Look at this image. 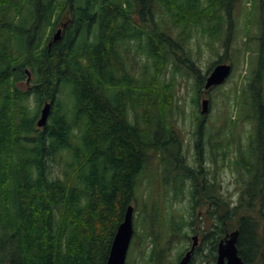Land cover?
Returning a JSON list of instances; mask_svg holds the SVG:
<instances>
[{
	"label": "trees",
	"instance_id": "obj_1",
	"mask_svg": "<svg viewBox=\"0 0 264 264\" xmlns=\"http://www.w3.org/2000/svg\"><path fill=\"white\" fill-rule=\"evenodd\" d=\"M237 2L0 0V22L6 23L0 24V264H106L132 204L144 206V222L135 219V226L145 229L140 243L151 241L152 249L141 260L130 253L129 264H164L165 250L158 251L155 237L160 233L155 232L160 223L167 226L170 240L182 233L183 218L174 220L168 205L184 201L188 182L206 180L211 196L230 204L224 193H214L221 184L218 157L239 175L240 198L232 213L236 221L249 222L241 225L240 236L244 242L253 238L255 254L260 253L264 176L258 159L252 161L250 149L241 145L234 155L224 129L216 131L220 138L208 137L206 120L198 114V150L208 146L222 153L213 160L211 176L206 170L207 177L200 171L204 165L191 168L181 162L184 136L167 118L175 105V78L168 84L161 80L172 65L174 77L185 73L203 89L206 76L193 62L188 43L199 30L211 36L226 22L231 30ZM260 3L264 18V0ZM69 9L71 23L49 47L47 31L56 28L55 16ZM21 18L32 24L25 34L28 41L7 25ZM35 28L42 31L37 39ZM129 52L147 57L139 76L126 61ZM27 68L33 81L19 89L16 83L26 78ZM252 97L248 104L257 123L249 140L258 142L264 140V97L260 92ZM47 101L52 107L41 129L37 121ZM158 114L161 120L153 121ZM153 162L163 170L162 185L171 191L157 196L151 191L143 199L139 181ZM222 205L225 211L227 205ZM161 206L168 213L157 222L154 213L158 216Z\"/></svg>",
	"mask_w": 264,
	"mask_h": 264
},
{
	"label": "rangeland",
	"instance_id": "obj_2",
	"mask_svg": "<svg viewBox=\"0 0 264 264\" xmlns=\"http://www.w3.org/2000/svg\"><path fill=\"white\" fill-rule=\"evenodd\" d=\"M261 0H238L235 9L233 10L234 27L230 30L229 24L226 22L225 29L221 31H215L211 36H202L200 30L196 31L193 39L188 43L187 50L192 55V60L201 69L202 74L206 78L211 73V67L215 62L220 61V57H223L224 62H228L233 65V71L230 78L221 86L215 87L214 90L206 95V98H210V105L208 115L206 116V122L204 123L207 129V136L213 135L216 131L225 130V135L229 141L233 138L240 139L242 142H246L248 131L255 127L253 117H251L252 111L248 102H253L252 95L262 93L264 97V18L261 11ZM26 16H29L26 13ZM262 17V18H261ZM28 22L27 19L21 18V25ZM3 26V25H1ZM175 31V28H173ZM178 32V30H176ZM20 36H24L23 39L28 41V37L23 32H16ZM32 33H35L33 31ZM197 34V35H196ZM218 37V38H217ZM15 48H18L17 45ZM18 51V50H17ZM19 52V51H18ZM127 63L133 67L135 75H140V68L147 63V57L143 55L142 59L139 56L135 58L134 52H129L125 55ZM184 67L186 68L185 64ZM261 68V69H260ZM260 69V70H259ZM211 70V71H210ZM176 71L174 66L173 72ZM172 72V65L166 68V71L162 75V83H170L175 78V105L170 113H168V120L172 122L176 131H180L181 137H183L184 146L179 145L180 161L184 159L188 164L193 167L199 166L200 162L195 161V132L196 128V115L201 111V101L204 97L203 92L197 95V82L195 79L189 77L185 73L174 77ZM261 73V75H260ZM260 76V77H259ZM21 89H25V83H21L19 86ZM197 101L199 105L195 103ZM247 102V104H246ZM180 105V108H177ZM143 108L138 109V113L142 114ZM201 114V113H200ZM160 121L161 117L158 114L153 117V121ZM152 121V122H153ZM144 123V118L142 122ZM156 124V123H155ZM158 126V125H157ZM154 126V130L162 132V128ZM153 128V127H152ZM222 137V136H221ZM220 138V135L218 136ZM215 139V138H214ZM217 141V140H214ZM189 144V145H188ZM208 147V146H207ZM219 160V170L217 177L223 184L227 191L234 192L238 189L237 176L238 173L232 169L230 162L225 161L224 167L221 165L223 160ZM158 160L155 159V162ZM153 162L146 170L142 179L140 178V193L143 199L151 192L154 191L156 196L164 191H171L170 186L168 188L162 185V169ZM213 169L214 165L209 164ZM239 172V171H238ZM237 175V176H236ZM170 185V183H169ZM155 189V190H154ZM151 202V201H150ZM152 206V203H149ZM188 202L175 203L168 205L169 211L172 212L173 219L175 220L179 216L184 220L189 218L187 208ZM168 207L161 206L158 216L154 213V217L160 222L163 217H167ZM137 213H135L136 219L139 222H144L146 217V211L143 204H139L136 207ZM169 224V222H168ZM144 230H138L136 246L138 250L132 248V255L135 254L138 260H141L143 256L147 257L152 249L151 241L148 244L142 245L140 239ZM160 235L156 236V243L158 251L164 249V264H173L174 261L180 256L187 246V239L184 237H174L169 239L170 234L166 225L158 226V232ZM156 234V235H157ZM203 261H200L202 263Z\"/></svg>",
	"mask_w": 264,
	"mask_h": 264
},
{
	"label": "flooded vegetation",
	"instance_id": "obj_3",
	"mask_svg": "<svg viewBox=\"0 0 264 264\" xmlns=\"http://www.w3.org/2000/svg\"><path fill=\"white\" fill-rule=\"evenodd\" d=\"M73 17V13L71 12L61 14L57 17L55 16V18H57L58 20L55 28L56 31H58L60 28L65 29L71 23ZM9 23L10 24L7 25L10 26V31H13L15 33L23 32L25 34H28L30 32V27L32 25L30 22H26L24 23L25 25H21V23H15L12 20H10ZM0 24L6 23H3L1 21ZM52 31L53 30L51 29L48 30L49 33H51ZM41 32L42 31H39L37 28H35V39H37ZM49 36L51 38L52 34ZM51 40L52 38L49 41V47H51L53 44L51 43ZM13 69L16 71L17 68L14 66ZM25 74L27 78L16 83L17 86H19L21 83H26V85L29 87L31 81L29 78H32V76L26 70ZM14 77L15 76H12L9 81H14ZM202 92L205 95L210 91L202 90L201 93ZM205 97H203V99ZM194 144V149H196V157L194 159L195 161H199L200 164L199 166L193 168H200L202 165H204V168H202L200 171L202 175H205L207 177L206 170L210 169L208 165H214L213 169L209 170L211 176V172L216 169V165L215 163H213V160L216 156H219V154L222 153V150L219 152V150L215 149V147L211 149V147L205 146L201 147V149L198 150L196 142H194ZM245 145L246 148L250 149V159L252 161L258 159L257 165H260V168L262 170V173L260 175L264 176V140L258 142L246 141ZM232 146L234 150L233 154L238 155L240 153L238 152L239 142H235L234 144H232ZM181 162L185 164L188 163L184 159H181ZM187 186L188 192L190 191L187 196L189 201V204L187 206L189 210L187 214L189 218L187 220H183V237L187 239V246L185 248V252L183 251L181 253V259L188 253H190L188 264H217L220 255V245H225L230 239L231 235L234 232H238L239 234L236 242V247L238 250V254L242 258L244 263L264 264V245L260 249V253L255 254V247L253 249L252 246V244L254 245V239H251L250 237V241L244 242V240L240 236L241 225L244 226L245 223L249 224V222H245L243 224L242 221H236L235 215L232 213L233 208L237 207L236 205L240 198V192L238 193V189H236L234 192L227 191L229 189H225L222 183L220 184V187H216L214 189V193L220 192L225 194V199L230 202V204H226L223 203V201L218 196H211L210 192H212V190L207 186L206 180L203 181L200 178L197 183H193L192 181H190L188 182ZM222 204L227 205L225 207V211L222 210ZM222 218L223 220H226L223 221ZM261 225H263V222H261ZM262 230H264V226ZM247 239H249V237ZM261 240L264 243V236L261 238ZM246 243L249 245L251 244V247H247ZM200 261L203 262L200 263ZM224 262H228L227 258H225Z\"/></svg>",
	"mask_w": 264,
	"mask_h": 264
},
{
	"label": "water",
	"instance_id": "obj_4",
	"mask_svg": "<svg viewBox=\"0 0 264 264\" xmlns=\"http://www.w3.org/2000/svg\"><path fill=\"white\" fill-rule=\"evenodd\" d=\"M62 30L60 29L56 35L55 40L61 38ZM232 67L229 64L217 65L211 74L209 75L206 83V89H210L213 86L221 85L230 76ZM209 100H204L202 113L208 112ZM51 110V104L46 103L42 109L41 117L38 121L39 127H45L47 124L49 114ZM134 207L131 205L127 208L124 220L119 224L116 235L112 241V246L109 252L107 264H126L127 254L130 247V243L134 233L133 225ZM238 232H234L225 245H220V255L217 264H245L242 258L238 254L236 242L238 238ZM227 258L228 262H224ZM190 259V253L181 261L180 264H188Z\"/></svg>",
	"mask_w": 264,
	"mask_h": 264
}]
</instances>
